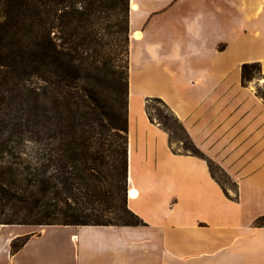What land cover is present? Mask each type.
I'll return each instance as SVG.
<instances>
[{"label":"crops","instance_id":"crops-1","mask_svg":"<svg viewBox=\"0 0 264 264\" xmlns=\"http://www.w3.org/2000/svg\"><path fill=\"white\" fill-rule=\"evenodd\" d=\"M129 7L127 203L144 225H2L0 264H264V228L255 225L264 216V0ZM250 63L263 77L244 85ZM152 99L234 193L205 160L174 149L148 116Z\"/></svg>","mask_w":264,"mask_h":264},{"label":"trees","instance_id":"trees-1","mask_svg":"<svg viewBox=\"0 0 264 264\" xmlns=\"http://www.w3.org/2000/svg\"><path fill=\"white\" fill-rule=\"evenodd\" d=\"M129 9V0H0V226L144 225L127 203ZM109 18L124 37L113 46L99 29ZM261 72L244 64L243 84ZM155 100L183 135L159 122L170 144L224 172Z\"/></svg>","mask_w":264,"mask_h":264},{"label":"rangeland","instance_id":"rangeland-1","mask_svg":"<svg viewBox=\"0 0 264 264\" xmlns=\"http://www.w3.org/2000/svg\"><path fill=\"white\" fill-rule=\"evenodd\" d=\"M217 1L219 2V0H217ZM119 26H120V22L116 18H111V19L109 18L108 21L102 20L100 23L99 29H101L102 35H104V40H105V42H109L111 44V46H113L116 43V40L118 37H120V39H122V41H124L123 35L121 36V35H119V33H117ZM54 34H57V31H55ZM140 34L142 35V33H140ZM141 39H142V37H141ZM120 43H121V40L118 43V45L123 46V43H121V44ZM110 44L108 45V47H110ZM119 48H120L119 51H121L122 48L121 47H119ZM117 62H119L120 65H125L127 62L126 54L121 53L120 55H117ZM262 77H263L262 72L260 74H256L255 77L251 81L246 83V85H248V84H250L256 80H261ZM120 89H121V87H120ZM146 110H147L149 118L153 119V121H155L157 123H159L161 121L164 123H167L172 128V130L174 132L173 136L175 139H177V137H178V139L183 137V135H181V133L177 130V128H176V126L172 120V117L170 115V112L166 109V107L162 103L156 101L155 99L148 100L147 105H146ZM173 147H174V149L181 151L183 146L181 143L174 142ZM206 162H208V161H206ZM212 172H213L214 176L218 179V181L224 187H226L227 189L231 190L234 193L235 185L232 183V181L229 179V177L226 175V173L219 170L215 165L212 166ZM13 212L10 209L5 210V213L7 215H11ZM14 213H16V212H14ZM13 219H18V222L22 221V218L19 219L16 217Z\"/></svg>","mask_w":264,"mask_h":264},{"label":"bare ground","instance_id":"bare-ground-1","mask_svg":"<svg viewBox=\"0 0 264 264\" xmlns=\"http://www.w3.org/2000/svg\"><path fill=\"white\" fill-rule=\"evenodd\" d=\"M132 6H133L134 9H136V6L135 5H132ZM135 37L139 40V39H141L142 35L140 33H137L135 35ZM131 196L132 197L135 196V192L134 191H131Z\"/></svg>","mask_w":264,"mask_h":264}]
</instances>
